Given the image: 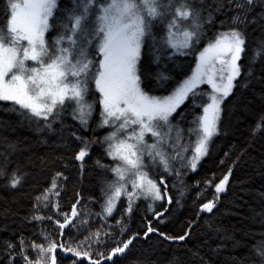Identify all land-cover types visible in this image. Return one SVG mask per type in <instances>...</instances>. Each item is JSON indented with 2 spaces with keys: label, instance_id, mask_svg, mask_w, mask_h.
Instances as JSON below:
<instances>
[{
  "label": "snow or ice",
  "instance_id": "obj_1",
  "mask_svg": "<svg viewBox=\"0 0 264 264\" xmlns=\"http://www.w3.org/2000/svg\"><path fill=\"white\" fill-rule=\"evenodd\" d=\"M58 8V0H6L0 29V101L18 106L29 126L35 124L37 131L70 150L62 166L77 168L81 178L86 159L94 148H101L112 164L97 159L96 165L110 172L112 179L101 189V212L95 214L101 226L91 230L94 215L89 205L95 201L75 189L70 210H66L61 201L70 176L67 171H56L35 195L29 212L20 217V225L39 227V232L25 235L23 227L11 230L0 241V264H64L65 260L83 264L84 259L88 264H118L134 241L150 240L153 235L187 246L201 214L215 216L214 210L229 190L233 169L257 134H264V112L250 129L248 142L224 153L230 160L227 170L219 178L212 173L203 182L197 181V198L205 193L210 198L197 205L195 216L179 235L159 227L170 212L166 205L174 201L165 177L157 178L152 170L176 177L180 189L175 203L180 204L187 189L183 179L187 171L196 172L211 157L216 138L235 134L227 123L229 97L235 99L237 89H250L255 83L261 87L259 99L264 104V66L257 74L252 67L243 71L240 63L250 28L261 33L257 47L264 48V0H212L211 4L205 0H70L59 26ZM157 23L164 25L159 39L154 32ZM212 27L216 31L208 35ZM202 40L206 44L198 49ZM146 47L154 53L148 62L142 60ZM168 49L172 55L195 51V68L169 94L150 95V64L157 65L154 78L158 83L171 79L167 65L160 67L161 58L171 59ZM255 56L251 65L260 62ZM97 105L99 120L93 121ZM186 109L195 113V119L183 127ZM100 129L106 130L103 135L98 134ZM8 148L14 152L16 145ZM224 163L225 159L219 161L221 166ZM26 175L12 167L7 154L0 158V181L6 188L22 187ZM172 187L176 189V183ZM138 200L148 201L146 211L153 219L147 220L144 231L125 235L128 228L123 217H132ZM156 202L162 203L157 207ZM118 204L120 219L114 215ZM48 226H54L55 236L47 231ZM81 229H88L87 233L75 239ZM214 231L221 234L222 242L231 241L233 248L240 245L222 227ZM189 251L193 264H212L200 246ZM242 264H264V240Z\"/></svg>",
  "mask_w": 264,
  "mask_h": 264
},
{
  "label": "trees",
  "instance_id": "obj_2",
  "mask_svg": "<svg viewBox=\"0 0 264 264\" xmlns=\"http://www.w3.org/2000/svg\"><path fill=\"white\" fill-rule=\"evenodd\" d=\"M69 3L70 0H58L59 8L56 14L58 26L63 10L69 6ZM205 3L211 4L212 0H205ZM5 7L6 0H0V29L3 28L5 22ZM215 31L216 27H212L208 35H212ZM154 32L159 39L163 35L164 25L157 23ZM248 32L246 51L240 63L244 66L243 71L252 67L259 74L264 66V48L257 47L261 33L253 31L251 28ZM205 44L206 41L202 40L197 48L202 49ZM167 52L171 55V59L161 58L160 67L163 68L164 65H167L166 70L171 79L158 83L154 78L157 65L150 64L149 66L153 69V77L149 78L147 89L150 95L162 97L169 94L176 84L191 75V71L195 68L197 54L195 51L189 55H172L171 49H168ZM254 53L256 54L255 58L260 62L251 65L250 61L254 58ZM153 55L154 53L146 47L143 50L142 60L148 62ZM202 87L207 88L206 85ZM260 94V85L254 83L250 89H237L234 93L235 99L229 97L231 103L228 104L227 123L233 127L235 134L216 138L211 157L205 158L196 172L187 171L183 177L187 189L185 194L180 197V204L175 203L180 189L176 177L160 173L155 169L152 170V175L157 178L161 175L165 177L168 194L173 197L174 201L172 205H166L170 212L165 213L167 219L159 225L163 231L170 235L181 234L185 230L187 221L195 216L197 205L205 198H210L207 193H205V197L197 198L196 183L197 181L203 182L212 173H215L219 178L230 165V160L224 157V153L233 151V148L239 149L248 142L250 129L264 112V104L259 99ZM91 100L95 102V95L91 97ZM249 101H252L251 105L245 108L244 105ZM226 103L228 102L226 101ZM17 108L18 106L10 101H0V158L7 154L12 167H19L27 175L23 186L16 190L6 188L0 181V241L10 236L11 230H16L19 227H23L25 235H30L34 231L39 232V227L20 225V217L29 212L35 195L41 191L44 185L50 183L51 177L56 171H67L70 176L67 191L62 197V206L66 210H70L74 190L80 189L86 198L95 201L89 205L94 215L90 225L91 230L100 227L101 223L95 219V214L101 212V189L106 187V180L112 179V174L99 168L96 165V160L101 159L105 164H112V161L103 155L101 148L96 147L93 149L91 158L86 159L82 178L78 175L77 168H63L62 165L67 161L70 150H67L45 132L37 131L35 124L29 126ZM199 111V109L196 110V112ZM185 112L186 119L182 121L183 127H187L188 122L195 119L194 112L187 109ZM65 119L72 123L68 117ZM98 120L99 108L97 105L93 121ZM237 127L238 131H236ZM105 131V129H100L98 134L103 135ZM9 144L16 145L14 152L9 150ZM62 156L63 159H60ZM221 159H225L223 166L219 164ZM174 183L177 185L176 189L172 187ZM121 199L123 200V198ZM161 203L156 202L155 206L159 207ZM124 204L126 206V201ZM147 204L148 201L145 200L136 201L132 217L130 219L126 215L123 217L127 221L128 228L125 235L144 231L147 220L153 219L151 213L146 211ZM117 207L118 212L114 215L116 219H120L122 209L119 204ZM214 211L215 216L201 214V219L197 221L192 239L187 246H182L180 242L163 241L162 238L153 235L150 240L134 241V246H130V249L118 259V264H193L189 249L195 251L197 246H200V252L205 255L206 259L211 257L212 264H242L243 258L250 255L253 247L264 240V235H262L264 233V134H257L247 155L236 164L230 178L227 195L222 196ZM109 223L113 225L115 232H119V227L115 225L112 218H109ZM153 223L156 221L153 220ZM5 225L8 227V231L5 230ZM217 226L233 234L240 245L233 248L231 241L222 242L219 239L221 234L214 231ZM53 228L54 226H48L47 231L55 236ZM87 230L81 229L80 233L75 234V239H83ZM67 231L68 229H65V232ZM35 238L38 240L39 236ZM68 239H73L75 242L73 237H68ZM218 245L222 246L217 248ZM212 249H217V251H212ZM57 251L60 254L59 249ZM64 264H70V262L65 260ZM83 264H88V260L84 259Z\"/></svg>",
  "mask_w": 264,
  "mask_h": 264
},
{
  "label": "rangeland",
  "instance_id": "obj_3",
  "mask_svg": "<svg viewBox=\"0 0 264 264\" xmlns=\"http://www.w3.org/2000/svg\"><path fill=\"white\" fill-rule=\"evenodd\" d=\"M207 86V85H206ZM146 139L149 141V142H151V137L150 136H148V137H146Z\"/></svg>",
  "mask_w": 264,
  "mask_h": 264
}]
</instances>
